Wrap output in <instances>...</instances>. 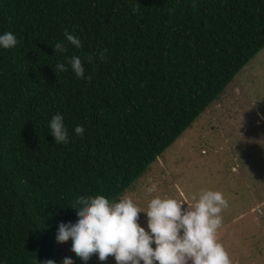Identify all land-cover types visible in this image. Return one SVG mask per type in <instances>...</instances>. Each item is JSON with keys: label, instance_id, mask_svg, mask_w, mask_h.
I'll return each mask as SVG.
<instances>
[{"label": "trees", "instance_id": "16d2710c", "mask_svg": "<svg viewBox=\"0 0 264 264\" xmlns=\"http://www.w3.org/2000/svg\"><path fill=\"white\" fill-rule=\"evenodd\" d=\"M0 32V264H44L76 195L125 196L264 50V0H0Z\"/></svg>", "mask_w": 264, "mask_h": 264}, {"label": "rangeland", "instance_id": "374dc122", "mask_svg": "<svg viewBox=\"0 0 264 264\" xmlns=\"http://www.w3.org/2000/svg\"><path fill=\"white\" fill-rule=\"evenodd\" d=\"M207 189L228 200L217 239L233 264H264V50L125 196L147 210L154 196L194 203L191 197ZM146 219L139 214L142 226ZM56 244L57 264L66 254L74 257L70 264H85L70 237ZM86 264L116 262L112 256L100 261L94 253Z\"/></svg>", "mask_w": 264, "mask_h": 264}, {"label": "clouds", "instance_id": "9594fccd", "mask_svg": "<svg viewBox=\"0 0 264 264\" xmlns=\"http://www.w3.org/2000/svg\"><path fill=\"white\" fill-rule=\"evenodd\" d=\"M64 38L77 49L83 46L80 38L67 29ZM17 43L14 33L0 32V49L13 48ZM53 49L54 53L67 50L63 41L56 42ZM69 69L77 79L91 78L85 76L80 56L72 55L55 66V72ZM48 128L55 143L68 144L69 129L62 114H54ZM72 131L83 135L85 129L77 124ZM153 190L146 189L149 194ZM191 199L194 203L154 196L145 210L129 196L110 200L101 194H78L71 207L76 218L58 221L55 239L65 241L70 237L71 249L85 264L94 253L100 261L112 256L116 264H233L217 239L223 222L221 212L228 207V200L222 192L211 189L201 190ZM141 213L146 215V227L139 222ZM73 259L66 254L60 264H70ZM44 264L57 262L48 258Z\"/></svg>", "mask_w": 264, "mask_h": 264}]
</instances>
